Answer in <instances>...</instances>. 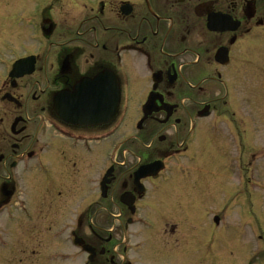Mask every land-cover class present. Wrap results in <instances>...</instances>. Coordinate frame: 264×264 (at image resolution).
I'll use <instances>...</instances> for the list:
<instances>
[{"label": "flooded vegetation", "instance_id": "obj_1", "mask_svg": "<svg viewBox=\"0 0 264 264\" xmlns=\"http://www.w3.org/2000/svg\"><path fill=\"white\" fill-rule=\"evenodd\" d=\"M33 4L28 13L7 15L11 26L28 32L29 46L12 61L1 63L5 69L0 75V132L7 144L22 148L13 150L10 159L0 154V219L12 224L10 236L18 228L14 225H21L24 235L35 226L47 233L48 247H58L44 254L31 251L36 262L31 261L77 264L81 257L83 264H148L151 259L175 264L167 258L191 262L188 240L220 253L218 247L226 238L229 244L246 236L254 238L260 226L249 211L248 195L254 189L264 192V174L256 171L260 164L264 166V147L254 149L253 145L254 104L264 102L240 101L238 90H247L242 94L248 98L254 96L253 80L264 76L263 67L255 68V57L264 54V0H42ZM62 4L72 13H84L79 30H73L70 37L62 35L59 26L55 30V20L47 17ZM11 30L8 33L15 39ZM82 34H90L92 42L87 44ZM68 40L75 44L69 46ZM54 45L58 51L53 53ZM48 66L55 69L53 74L49 75ZM111 76L117 100H100L103 113L96 114L93 96L96 92L99 98L105 97ZM84 82L89 85L81 86ZM79 90L90 92L88 119L68 115L66 100L57 101L60 116L54 110L55 97ZM43 97L42 109L35 107L39 111L35 129L28 132L30 101ZM87 121L101 124L73 123ZM170 122L182 138L174 142L167 137L156 157L147 158L142 151L149 146H142L141 141L154 138V124ZM126 126L129 131L121 141L99 154L105 158L102 174L88 179L95 184L99 201L75 203L69 208L70 217L62 222L60 218L53 221L50 213L39 217L38 197L18 195L22 184L27 187L32 181L22 175L33 171L39 179L51 182L55 162L62 163L67 174L66 150L80 151L91 159L88 156L96 153V146L109 145ZM128 143L141 148L131 150L133 145L128 148ZM154 164L153 170L146 169ZM233 172L235 190L219 208L217 187L224 182L231 185ZM197 179V201L186 202V210L176 213L172 206L178 207L191 194L190 184ZM98 203L96 217H108L109 224L115 216L119 233L111 234L101 223L85 224ZM181 234L187 236L174 247ZM6 239L0 240V248L13 253L14 245ZM110 241L119 247L120 256H110ZM229 247L225 251L231 256L235 250L232 244ZM204 261L208 260L203 256L200 262Z\"/></svg>", "mask_w": 264, "mask_h": 264}, {"label": "rangeland", "instance_id": "obj_2", "mask_svg": "<svg viewBox=\"0 0 264 264\" xmlns=\"http://www.w3.org/2000/svg\"><path fill=\"white\" fill-rule=\"evenodd\" d=\"M27 0H0V75L3 74L5 66L2 65L1 63L5 62L6 60L8 62L12 61L15 57L19 56L20 54L23 53V47L28 45L27 40H26V35L28 32L23 31L19 28V26H11L9 23V20L7 19L8 14H13L16 15L18 13H28L32 10V7L34 6L33 1H42V0H31L30 3ZM68 4L65 2V5ZM24 7V8H23ZM12 15V16H13ZM84 13H72L70 10H68L65 6L62 5H56L55 8L51 11H49V14L47 15L48 18L51 20H55V30L56 27L61 28L62 35L70 37L73 33V30H79L77 29L78 23H80L83 19ZM12 29L11 31L13 32V36H15V39L9 35L8 31ZM64 29V30H63ZM70 30L71 33H68L67 31ZM83 37L81 39H84L87 44H90L93 40L92 36L82 34ZM23 36V37H22ZM74 36V35H73ZM75 37V36H74ZM14 39V40H12ZM11 40V41H9ZM10 42V43H9ZM69 46L74 45V41L68 40ZM63 45L66 46V43ZM29 46V45H28ZM58 46L54 45L52 52L58 51L57 49ZM255 65L258 69V67H263L261 70L264 71V54L260 56L255 57ZM55 69L53 66H48V73L53 74ZM259 70L256 71V73ZM140 82H144V76L140 77ZM145 86H146V81H145ZM144 86V89H145ZM264 76H256L253 80V86L251 88V91L254 93V96H250L249 98L245 95L242 94V91L246 92L247 90H242V88H239V100H246V102L249 104L253 102L252 100L255 101H260L264 102ZM148 88V87H146ZM247 88H249L247 86ZM144 89L142 91H144ZM140 92L136 93V97L134 96L133 99H138L137 96H141L142 94ZM35 92V91H34ZM34 95V94H33ZM37 100V101H30V111L28 113V117L31 119V122L28 125V132L32 131L35 129V123L38 121V116L36 114L39 112L38 109L35 107H39L42 109V100ZM215 103V101H213ZM254 126H255V131H254V136H253V145L254 149L262 148L264 147V104L263 103H258L254 104ZM6 106V105H5ZM1 109V105H0ZM19 115H21V110L19 109ZM13 112L11 111L9 113H6L7 115H10V113ZM4 114L2 113V116ZM18 116V115H16ZM9 118H7L8 120ZM182 123V122H181ZM180 126V124H179ZM2 129V126L0 127ZM178 127L174 126L170 123L167 124H154L153 125V130L156 132L154 134V138L149 137L150 139L147 141L145 138L141 141L142 146L145 144H148L149 147H145V150L142 151L147 155V158H153L156 157V154L158 151H161L165 145H166V138L169 137L172 139L174 142H179V140L182 138V134L180 136L178 135L176 129ZM127 126L123 128L122 132L114 137L109 145H100L96 146V153L93 156H88L91 159L84 157L82 152H73L76 154V156L70 152L67 151L66 146H65V153L66 157L68 159H65L64 162H66V168L68 169L67 174L63 172V165L60 163L59 165L56 164L55 162V175H53V178H51V182L45 181L43 179H39L33 171L29 172L27 175H22L24 177V180L27 181L28 178H31L30 184L27 185V187L23 185V187L19 190L20 196H25L28 195L29 197H40V199L37 198V212L39 214L40 218L47 217L48 214L50 213V217L53 218V221L57 219H61L62 222L67 221V218L70 217L69 214V208L73 206L75 203L76 204H81V203H87L89 201H99L97 193L95 191V184H90L88 182V179L94 178L96 180L101 174L102 170L104 169V161L105 158L100 157L99 154L105 153L108 148L113 143L120 142L121 137L125 132H128ZM36 136L34 135V138ZM52 137H54L52 135ZM49 136L47 140L52 138ZM55 138H53L54 140ZM3 133L0 132V154L1 157H4L8 154L7 158L12 156V151L15 150L16 152H19L22 150V148H16L14 149L12 145L7 144V138H5L3 141ZM2 141V142H1ZM132 144V143H131ZM131 144H127L126 147L129 148ZM133 148L131 150H134L135 148H141L137 144H132ZM98 150V151H97ZM141 150V149H140ZM250 152L248 151V155H245V161H247L250 157ZM128 153V152H126ZM53 155L59 157L57 153H53ZM57 157L54 159L56 160ZM123 157V156H122ZM51 158V156H50ZM10 161V160H9ZM8 161V162H9ZM4 166H6V163L4 161ZM75 166V168L73 167ZM264 165V162L263 164ZM7 168H8V163H7ZM122 168V169H127ZM264 166H259V168H256V171H259L258 174L262 176L264 174L263 172ZM58 171V175H57ZM261 171V172H260ZM234 174V172H233ZM6 176L4 179L7 180L8 173L3 174ZM66 178V182L63 181L62 177ZM235 176L234 174L231 179V185H229L227 182L221 183L220 186L217 187L218 191V199H215V202L217 201V205L219 208L222 207V205L226 202V198H230L232 195V191L235 190ZM35 182H34V181ZM25 181V184H26ZM35 185V186H34ZM25 186V187H24ZM190 190L191 194H186L185 198L183 199L184 201L179 202L178 207L177 206H172V210L174 209L176 213H180L182 211H185L186 209L184 208L187 206L186 202H196L197 198L196 195H199V179H197L193 184H190ZM249 200H251V205L249 206V211L253 212V217L254 221L258 224L259 231L255 232L253 235L254 238H250L249 236H246L245 238L241 239H235L232 243L229 244V239L226 238L224 239L222 246L218 247V250H221V252L214 251L212 247H197V243L194 241L188 240L186 244H189L190 246V259L191 262L185 259L184 261H178V257H171L169 256L167 260L169 262H174L175 264H202L200 262V258H207L208 261H204V264H264V238L258 239L261 234H264V192L258 189H254L252 191V195L249 196ZM170 200H173L174 198L168 197ZM83 200H87V202H83ZM222 201V202H221ZM78 202V203H77ZM96 207H99V203L95 205L94 208L90 210V218L89 220H86L85 224H91L92 221L93 223H101L105 225L106 228H110L111 234L114 232L119 233V222H116L115 216L112 217L110 223L108 224L106 222L108 217L103 218L101 214L99 216L97 215L96 217ZM178 209V211L176 210ZM110 213L112 215H116L117 213H114L113 209H110ZM92 215H94L92 217ZM50 219V218H47ZM232 222V219L230 220ZM18 227V228H17ZM52 227L55 231L57 227H55V224H52ZM13 228H17L14 230V234L10 236L7 234L9 230L12 229V224H8L6 219L2 217L0 219V240H8L13 243L14 245V252L10 253L7 252L6 250H3L0 248V252H3L4 254L2 255L3 262L2 264H34L32 261L36 262V258L31 257V251H36L37 253L40 252V254H44L46 252H49L51 250L57 249L58 247H48L47 246V233H42L38 228H35L33 226L32 228L28 229L29 233L28 235L21 234V231H24L21 225H14ZM7 229V230H6ZM12 231V230H11ZM3 233V234H2ZM6 234V235H5ZM186 234H181V236H176V238H180L178 243L177 241L173 244L174 247H179L180 244L182 243V238L186 237ZM109 237L108 234H106V238ZM182 237V238H181ZM191 240H192V234H191ZM113 241V239H112ZM115 241V240H114ZM117 242V240H116ZM229 244V245H228ZM233 245V249L235 250V253L232 254L231 256L227 251H225L229 246ZM116 244L112 245V242L110 241L109 246L107 247L110 250V256L117 255L120 256V250L119 247L117 248L115 246ZM188 246V247H189ZM186 247V246H184ZM231 247L228 248L230 250ZM63 251L66 249L62 247ZM104 257V256H103ZM105 258H108V255L105 256ZM0 259V260H1ZM30 259V260H28ZM121 259V257H120ZM11 260V261H10ZM32 260V261H31ZM148 264H159V261L157 259H151L150 262L147 261ZM70 264V263H66ZM77 264H83L81 257L78 259ZM107 264V263H105Z\"/></svg>", "mask_w": 264, "mask_h": 264}, {"label": "water", "instance_id": "obj_3", "mask_svg": "<svg viewBox=\"0 0 264 264\" xmlns=\"http://www.w3.org/2000/svg\"><path fill=\"white\" fill-rule=\"evenodd\" d=\"M103 78L100 77L98 78V80L96 81V83H98L100 80H102ZM110 82H111V86L110 87H106L104 93H105V97L99 98V94H96L93 96V100H94V105H92L94 111L96 114H101L103 113L102 111V107L99 104L100 100H109L111 101V103H115V101L117 100V89H116V81L113 79V77H110ZM93 84V83H91ZM83 85H89L88 82H84L81 84V86ZM77 91V90H76ZM74 91L73 93L70 94H66L64 96L62 95H58L55 97L54 99V110L61 116L60 110L61 108L58 106L57 101L60 100H66L69 103L68 107H65L64 109L67 110L66 113L70 116H76V115H86L85 119H88L87 117V110L86 108H88V102L90 101V92L89 90H85L84 93L79 90L78 92ZM100 94H102L100 92ZM106 103V102H105ZM107 109V108H105ZM114 110H115V106L111 107V116L114 115ZM97 116V115H96ZM74 124H78V125H96L98 123H94L92 121H87V122H73Z\"/></svg>", "mask_w": 264, "mask_h": 264}]
</instances>
